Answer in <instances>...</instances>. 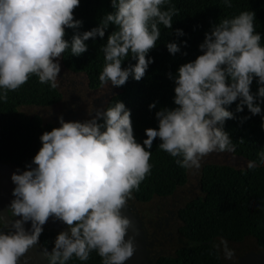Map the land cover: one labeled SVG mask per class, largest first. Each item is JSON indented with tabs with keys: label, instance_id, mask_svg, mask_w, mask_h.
<instances>
[{
	"label": "clouds",
	"instance_id": "obj_1",
	"mask_svg": "<svg viewBox=\"0 0 264 264\" xmlns=\"http://www.w3.org/2000/svg\"><path fill=\"white\" fill-rule=\"evenodd\" d=\"M110 2L114 11L104 15L99 26L77 32L69 42L66 30L83 24L74 16L81 0H0V102L6 103L8 93L32 75L56 89L65 51L70 48L73 56H81L88 51L86 41L103 39L110 25L115 30L102 49L101 86L122 87L130 76L142 80L154 63L149 53L161 37L160 26L172 29L179 9L172 0ZM223 3L232 7V0ZM255 18V11H242L213 25L199 45L202 54L181 65L176 76L168 74L176 85V107L155 113L158 129H145L147 139L142 143L134 135L131 110L122 101L97 109L84 122H66L61 115V126L40 137L42 147L32 160L35 167L28 165L22 174H12L16 199L8 212L21 219L12 225L15 232L0 231V264L27 260L26 254L52 217L70 229V234L58 235L52 264H66L73 257L87 261L92 252L102 264H125L132 258L133 240L125 241L132 221L122 211L151 174L154 141L160 140L159 149L175 158L179 167L199 169L212 153L236 150L224 130L225 122L235 118L226 106L239 100L237 112L245 106L252 116L264 112V45ZM175 32L184 35L182 29ZM166 47L172 55L181 51L175 42ZM129 56L136 63L125 68ZM254 80L256 93L251 88ZM155 108V102L149 105L150 111ZM258 155L259 164L249 161L248 169L264 166V151ZM7 216L0 214V221ZM28 221L34 229L31 234L24 228ZM221 246L224 258L231 260L235 253L227 240L222 238L214 246L217 252Z\"/></svg>",
	"mask_w": 264,
	"mask_h": 264
},
{
	"label": "trees",
	"instance_id": "obj_2",
	"mask_svg": "<svg viewBox=\"0 0 264 264\" xmlns=\"http://www.w3.org/2000/svg\"><path fill=\"white\" fill-rule=\"evenodd\" d=\"M172 3L179 9V15L173 17L172 29L160 26L161 37L156 48L149 53L154 63L150 64L142 80L136 81L130 76L126 85L115 87L116 92L105 107L122 101L131 110L134 135L140 143L147 139L145 129H158L155 113L164 107H176V85L168 74L171 72L176 76L181 65L194 61L202 54L199 45L204 42L205 34L211 31L213 25L242 11H255L256 31L262 34L261 43L264 45V0H232L230 8L223 0H172ZM113 11L110 0H81L74 16L82 20L83 24L78 29H67L65 39L71 42L77 32L83 33L99 26L104 15ZM176 29H182L184 35H176ZM114 30L115 26L110 25L103 39L97 37L86 41L88 51L81 56H73L70 48L63 54V66L72 73L85 75L90 89L101 87L99 73L105 63L102 49L108 35ZM169 42L177 43L181 51L170 54L166 47ZM126 59L122 65L125 68L136 63L131 56ZM251 88L253 93L257 92L255 80ZM60 99L57 88L41 84L35 75L30 76L28 82L18 90L8 93L7 102H0V162L22 171L28 169V165L35 167L32 160L42 147L40 137L56 127L43 123L37 115L24 114L19 107H49ZM154 102L156 108L150 111L149 105ZM238 103L239 100L226 106L235 118L225 122L224 130L236 146L233 154L259 164L258 154L264 151V112L252 116L246 106L243 112H237ZM261 107L264 110V104ZM244 117L251 118L242 123ZM241 139L243 143H240ZM159 143V139L154 141L151 149V174L140 184L139 190L133 192V198L141 203L169 196L187 182V169L179 167L175 158L160 150ZM200 190L201 196L177 211L181 222L179 233L188 245L176 250L173 256L157 257L152 264H222L220 254L213 245V240L217 238L233 243L251 238L259 250L264 249V166L250 170L247 166L235 168L224 164H207L201 170ZM65 231L70 234L69 226ZM65 231L45 230L38 238L51 263L55 241ZM101 263L102 259L96 252H92L87 261L73 257L66 262Z\"/></svg>",
	"mask_w": 264,
	"mask_h": 264
},
{
	"label": "rangeland",
	"instance_id": "obj_3",
	"mask_svg": "<svg viewBox=\"0 0 264 264\" xmlns=\"http://www.w3.org/2000/svg\"><path fill=\"white\" fill-rule=\"evenodd\" d=\"M60 64L61 72L57 87L61 94L60 101L49 107L22 106L19 107V110L29 116H39L43 123L60 127L59 117L61 115L66 122H84L91 119L97 109H105L107 102L116 92L115 87L109 85L101 86L96 90L90 89L85 75L67 70L61 60ZM207 164H224L243 168L247 166L248 161L233 153L214 152L202 161L199 169L187 170V182L182 187L177 188L173 194L163 198L157 197L146 203L138 202L134 198L129 200L128 204L141 218L149 240L154 237L158 239L157 244L151 249V254L173 256L176 250L188 245V242L179 233L181 222L177 211L186 203L202 195L200 190L201 170ZM25 170L28 169L23 171ZM63 230L65 231L66 228ZM0 231L3 230L0 228ZM220 241L221 238L214 239L213 245L220 244ZM227 242L228 247L234 251L235 255L231 260L225 259L221 246L219 254L222 264H237L238 258L243 254L259 250L251 238L240 243Z\"/></svg>",
	"mask_w": 264,
	"mask_h": 264
},
{
	"label": "water",
	"instance_id": "obj_4",
	"mask_svg": "<svg viewBox=\"0 0 264 264\" xmlns=\"http://www.w3.org/2000/svg\"><path fill=\"white\" fill-rule=\"evenodd\" d=\"M13 173L22 174L23 171L12 167L8 163L0 162V214L8 215L5 220L0 221V225L2 226V230L6 232H15L16 229L13 228L12 225L16 220L21 219V217L12 216L11 213L8 212L11 202L16 199L12 194L16 187L11 179ZM122 214L132 221V224L128 229V235L125 237V241L132 239L134 247L136 248L133 257L126 261L125 264H152L149 249L153 246L154 242L148 240L141 218L130 204L126 206L122 211ZM66 227H68V225L63 221L52 217L43 226V231H59ZM24 228L28 234H31L34 231L31 221L25 223ZM26 256L27 260L21 258L20 264H52L47 259V253L43 251L39 244V240L29 249ZM237 264H264V249L243 254L238 258Z\"/></svg>",
	"mask_w": 264,
	"mask_h": 264
},
{
	"label": "flooded vegetation",
	"instance_id": "obj_5",
	"mask_svg": "<svg viewBox=\"0 0 264 264\" xmlns=\"http://www.w3.org/2000/svg\"><path fill=\"white\" fill-rule=\"evenodd\" d=\"M133 208V207H132ZM178 213V212H177ZM144 227V226H143ZM0 228L2 229V226L0 225ZM145 230V229H144ZM146 232V231H145ZM147 234V233H146ZM148 236V235H147ZM148 240H149V237H148ZM149 241H153L154 242V244H153V246L149 249V253H150V259L152 260V262H153V260L154 259H156L157 257H159V256H156V255H154V254H151V249L157 244V241H158V239L156 238V237H154L153 239H151V240H149Z\"/></svg>",
	"mask_w": 264,
	"mask_h": 264
}]
</instances>
